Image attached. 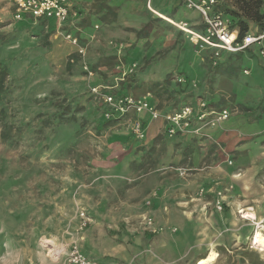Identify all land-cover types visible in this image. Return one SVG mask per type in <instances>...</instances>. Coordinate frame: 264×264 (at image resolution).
Masks as SVG:
<instances>
[{
	"label": "rangeland",
	"instance_id": "rangeland-1",
	"mask_svg": "<svg viewBox=\"0 0 264 264\" xmlns=\"http://www.w3.org/2000/svg\"><path fill=\"white\" fill-rule=\"evenodd\" d=\"M88 1L76 0L84 7L66 29H71L79 46L84 48L85 53L79 54L77 46L54 30L50 23L34 21L28 16L15 20L13 0H0V43L3 41L8 49L0 54L6 60H13L9 61L12 72L5 81L9 94L3 103H8V110L14 111L7 122L0 115V183L8 177L19 181L0 196V205L6 207L9 214L22 207L25 216L12 230L8 212H4L6 216L0 208V236L3 237L0 264H35L32 256L37 247L41 250L45 247L48 252L51 242L46 240L60 244L79 242L83 231L79 226L82 212L87 214L90 223L92 221L87 236L96 237L100 247L127 241L129 237L125 232L131 235L163 232L165 226L149 228L144 218H137V221L131 217V211L121 213L120 210L129 202H140L145 197L157 195V189L147 190L154 179H172L174 184L183 181L187 173L195 172L183 168L195 157L205 164L214 162L213 154L218 155L219 151L227 163L235 158L236 151L230 153L218 141L204 143V152L198 151L194 156L196 146L192 140L183 145V136L167 137L162 129L163 132L160 131L152 141L140 139L132 131L133 114L118 117L104 127L102 114L106 117L107 107L92 93L91 87L116 91L127 84L133 93L135 84H144L147 88L139 89V95L151 89L153 83L164 82L167 78L171 80L169 91L176 84L182 89L183 83L179 82L182 77L188 80V85L195 81L192 93L182 91L171 98L168 92L161 100L162 97L151 91L161 109L172 108L174 100H179L178 105H195L200 99L208 103L216 101L218 106H225L230 111L227 125L233 123L231 132L239 138L234 144L248 142V128L264 129V74L260 75L256 66L260 57L257 44L252 46L255 55L250 60L249 52L244 50L237 58L221 60L222 64L204 50L200 51L191 36L170 21H187L198 30L194 24L202 22L200 13L188 8L182 0ZM229 3L235 7V0H229ZM103 4L109 8L101 10ZM179 32L182 35H178ZM222 55L230 53L224 51ZM21 58L24 61L21 62ZM33 60L34 65L30 64ZM187 74L192 77L187 79ZM28 79L31 84L24 86ZM44 80L45 84H42ZM32 85H36L31 93L36 95L35 104H42L40 108L48 105L49 97L55 100L59 94L73 96L74 103H80L74 123L81 125L69 140L49 143L44 139L46 134L54 136L56 133L48 124L41 122L34 112L23 110V118L22 94L30 92ZM2 106L0 102V112ZM245 107L251 108L256 119L244 118ZM19 118L28 122L34 118L35 130L19 129ZM12 122L14 126H11ZM6 123L10 125L6 127L10 129L11 144L1 136ZM158 124H161L160 119H150L149 132ZM65 128L74 130V124L67 123ZM207 128L210 127L202 131ZM190 135L185 137L192 138ZM33 139H44L43 146L36 147L39 142ZM33 150L39 152L38 156ZM31 152L35 156H30ZM259 166L257 164L250 178L257 187L253 198L258 205L264 202V166ZM174 191L182 192L183 189ZM237 193L239 201L247 199L242 189L238 188ZM237 209L236 214L240 217ZM251 222L255 235L259 229L255 222L264 225V215ZM170 229L177 231V227ZM251 242L252 239L246 245L264 258V251L252 247ZM221 254L231 255L229 252ZM240 255L244 254L239 253L238 257Z\"/></svg>",
	"mask_w": 264,
	"mask_h": 264
},
{
	"label": "crops",
	"instance_id": "crops-1",
	"mask_svg": "<svg viewBox=\"0 0 264 264\" xmlns=\"http://www.w3.org/2000/svg\"><path fill=\"white\" fill-rule=\"evenodd\" d=\"M90 1L92 0L88 2ZM71 4L70 18L66 23V29L75 22L76 16L81 13L84 7L78 5L76 0H71ZM39 21L50 23L56 30L54 20L41 19ZM194 25L201 29L203 28V21ZM66 31L71 32V29ZM255 32L256 28L254 27V32L251 33L256 34ZM254 44L259 46L260 57L256 66L261 75L264 74V38ZM254 44L245 49L249 52V60L255 55L252 50ZM204 51L212 56V49ZM185 84L183 83V86ZM151 101L158 106L154 96ZM208 104L212 108L221 109L225 107L218 106L216 101ZM158 108L161 109L159 106ZM245 108L247 111L243 115L244 118L247 120L256 119L257 116L251 114V108ZM133 115L131 117L132 122L138 117L136 114ZM140 118L145 127L143 140L152 141L157 135L165 131L163 120L160 119L161 124L149 132V115L142 114ZM227 120L223 122L220 129L207 128L204 132L177 136H183V145L187 143V140L194 142L196 146L194 156L198 151L204 152L202 148L204 143L208 145L211 142H221L225 149L231 151L230 153L236 151L234 153L235 158L230 163L225 162V159L220 157L222 155L220 151L218 155L217 153L213 154L216 159L213 158L214 162L211 164L202 163L201 159L195 157L183 167L187 171L195 170V172L187 173L189 176L183 177V181L179 180L177 184H174L172 179L166 178L159 181L154 179L147 190L157 189V195L145 197L140 202H137L138 200L129 202L125 209L120 210L121 213L131 211V217L136 219L151 216L154 218L153 226L155 228L165 226V231L158 234L137 232L135 235L125 232L124 234L129 237L127 241L100 247L96 244V237L94 239L90 235L87 236L86 231L88 226H91V221L85 229H82L80 234L79 245L82 251L91 259L96 260L98 264H196L199 259L206 257L212 249L218 254L213 264H264V258L260 257L259 253L252 251L250 245H246L254 233L251 220L238 217L236 214V208H238L237 210H244L245 213L250 214L255 219H261L264 215V202L260 205L256 203L253 197L257 193L255 191L257 187L253 185L254 181L250 179L257 164L260 165V168L264 166V129L252 130L248 128L250 135L248 142L234 144L235 139L237 138L238 141L239 138L233 131L231 132L232 129L230 128L233 127V123L227 125ZM250 122L247 126L250 125ZM163 133L169 137L166 132ZM189 135L192 138L185 137ZM253 136H256L255 139ZM207 167L209 170L206 169ZM230 187L233 189L231 190ZM177 188L183 189V191L173 193ZM238 188L242 189V194L247 198L243 202L239 201L236 196ZM217 200L222 202L221 209L216 205ZM148 201H150L149 204H147ZM170 227H177V231L173 232ZM46 241H50L52 246L48 247V252H46L45 247L42 248L43 250L40 249L41 247H37V251L32 256V262L35 264H65L66 255L60 254L56 258L51 249L52 247L67 248L70 242L60 244L51 240ZM225 252H229L231 255L221 254ZM239 253H243L245 256L240 255L238 257Z\"/></svg>",
	"mask_w": 264,
	"mask_h": 264
},
{
	"label": "built area",
	"instance_id": "built-area-1",
	"mask_svg": "<svg viewBox=\"0 0 264 264\" xmlns=\"http://www.w3.org/2000/svg\"><path fill=\"white\" fill-rule=\"evenodd\" d=\"M188 8L194 9L200 13L204 27L202 30H194L187 21L172 23L178 26L182 31L191 36L195 45L200 51L212 49V56L217 61L224 51L239 52L247 49L250 45L259 42L264 38L262 33L247 34L241 41L237 38V32L230 26L229 20L221 13L215 12L217 0H182ZM15 6L14 19L22 20L24 16L32 18L34 21L41 19L54 20L56 22L57 32L62 34L65 39L77 46L79 54H84V48L78 43V38L71 32L65 30L66 23L70 18L71 0H13ZM65 30V31H64ZM264 52V51H263ZM249 74L248 70H244ZM179 82L187 83L185 78L180 77ZM196 86L195 81L191 82ZM92 93L97 96L106 105L107 119L111 117H125L131 114L138 115L132 122V131L140 139L145 137V127L140 116L149 115L150 119H161L164 121L165 132L168 136L174 137L183 134L199 133L203 128L220 127L230 117V111L227 108H212L205 100L200 99L195 105L185 104L173 111L165 112L158 108L151 101L153 95L150 92L140 96H134L127 93H116L114 90H107V87L93 86ZM216 205L222 208V202L217 200ZM242 218L256 221L250 217L244 210H239ZM147 227L154 225L152 217H144ZM90 222L85 212L80 214V229L85 228ZM257 229L262 222H255ZM254 241V240H253ZM252 241V242H253ZM251 246L257 248L254 243ZM52 246L48 243V247ZM56 258L60 254L66 255L65 264H98L94 259L88 257L81 249L79 242L72 241L68 247H57L51 249Z\"/></svg>",
	"mask_w": 264,
	"mask_h": 264
},
{
	"label": "trees",
	"instance_id": "trees-1",
	"mask_svg": "<svg viewBox=\"0 0 264 264\" xmlns=\"http://www.w3.org/2000/svg\"><path fill=\"white\" fill-rule=\"evenodd\" d=\"M263 4H264V0H235V7H231V4L229 3V0H217V3L215 5V12L217 13H221L223 14L230 23V26L232 27V29H234L237 32V38L239 41H241L247 34L254 32V27L256 28V32L255 33H259L260 31H264V10H263ZM109 6L103 4L101 5L100 9L104 10V9H108ZM159 19V18H158ZM157 19V20H158ZM44 22V21H41ZM204 27V25H203ZM198 30H202L203 28ZM66 30V27H65ZM178 35H182L181 32L178 33ZM12 42V41H11ZM0 53H4L6 50L5 48V43H0ZM2 46V47H1ZM6 49V50H5ZM244 51V50H243ZM242 51L239 52H228L230 53V55L227 56H223L221 55V59H219V62H223L221 60L223 59H234L237 58V56L239 57ZM6 53V52H5ZM223 54V53H222ZM13 57L15 56L14 54L12 55ZM12 60L11 58H8L7 60L4 58V56H2L0 54V102H2L3 106L0 112L1 117H3V119H5V121L7 122V119L10 118L14 113V111H9L8 110V103H3L4 98L7 96V94H9L8 91V86L6 85V78L11 74V65L9 63V61ZM20 61H24V59H20ZM227 61V60H226ZM13 62V60H12ZM224 63V62H223ZM222 63V64H223ZM30 64L34 65L35 61L33 60ZM187 73V72H185ZM45 75V72L43 73ZM29 75V74H28ZM187 79H190V74L185 75ZM192 77V76H191ZM170 78H167L164 82H156L152 84V87H150L151 89L148 88V91L146 89V91L144 93H141L139 95H143L146 94L147 92L152 93L151 91H155V93L162 97L160 98L161 100L163 99V96L166 95L168 92L170 93L169 97L174 98V94L175 93H179L182 91H186L187 94L192 93L194 90L192 88V86L188 85L187 83L183 86L182 84L180 85L182 87V89H180L179 87H177L178 85L176 84L172 91H169V85H171L170 82ZM188 81V80H187ZM31 79H28L25 83L24 86H26L28 83L31 84ZM45 84V80L42 82V84ZM20 83H18L19 85ZM36 85H32L29 86V91L26 94H22V102H24L25 107L22 109V114H23V118H25L24 115V111H28V112H34L37 116L38 119L41 122H44L45 125L48 124V127H51V131H55L54 133H56V135L54 136H49L50 134H46L47 137L44 139H48L49 143L50 142H54L56 140L59 141H67L69 140L73 133H75V131L77 130V132L79 131V126L81 125L80 123L77 122L74 123V121L76 120V114H79V102L78 103H74V98L69 97V96H62V95H57V98L54 100V98L49 97V101L48 105H44L43 107H39L42 104H35V98L36 95L32 94L31 91H33V89L35 88ZM135 89L134 92H130L129 90V85L127 86L124 85V87H120L118 90H116V93H127V94H133L134 96H138V90L141 88H147L144 86V84H138V85H134ZM163 86V87H162ZM29 93V94H28ZM34 95V96H33ZM34 98V100H33ZM183 101V100H182ZM181 102V101H180ZM179 100H174V105H173V109L172 108H163V110L165 112H169V111H173L175 110V108H179L182 105L186 104H181L178 105ZM214 105V104H213ZM158 106H160V104L158 103ZM176 106V107H175ZM162 108V107H161ZM98 109H94V111H96L97 113ZM12 114V115H11ZM103 117V118H102ZM102 121L103 122V126L107 127L109 125H111L113 122H115L118 117H112V119H107L106 117L103 116L102 114ZM42 118V119H41ZM117 118V119H116ZM34 120V118H31V121H25L22 118H19V129L21 127H26V129H29L30 132L34 131V127L32 125V121ZM67 123H73L74 124V130H70V129H66L65 126ZM11 126H14V123H10ZM54 124V126H53ZM6 126H10L9 123L5 124V128L2 130L1 136L3 138V140L6 141V143L9 142V144H11V140H12V136H9L10 132H9V128H7ZM65 128V129H64ZM38 140L35 141L33 139L34 142H39V145L37 144L36 147H42L43 145V140ZM36 153V156H38L39 152H36L37 150H33ZM33 152L30 153V156H35V154H32ZM3 161H5V159H3ZM19 181L15 180L13 177H8L6 178L2 183H0V196H4L5 192H7L9 190V188H11V186H14L16 184H18ZM0 208L2 210V212L9 214V211L6 207L1 206ZM33 208V207H32ZM4 213V214H5ZM6 215V214H5ZM7 216V215H6ZM25 218L24 216V209L22 207H20L19 209L15 210L12 212V214H9V222L11 224V229L13 230L17 225L20 224V222ZM12 220V221H11ZM2 235L0 236V246L3 244V240H2Z\"/></svg>",
	"mask_w": 264,
	"mask_h": 264
},
{
	"label": "bare ground",
	"instance_id": "bare-ground-1",
	"mask_svg": "<svg viewBox=\"0 0 264 264\" xmlns=\"http://www.w3.org/2000/svg\"><path fill=\"white\" fill-rule=\"evenodd\" d=\"M250 215V214H247ZM250 217L254 218L250 215ZM264 225L260 224V227L258 230H256V234L252 236V243L257 246L258 249L264 251ZM218 257V254L214 249H212L208 255L204 258H201L197 261L196 264H213Z\"/></svg>",
	"mask_w": 264,
	"mask_h": 264
}]
</instances>
